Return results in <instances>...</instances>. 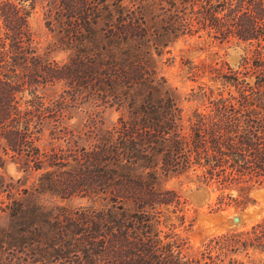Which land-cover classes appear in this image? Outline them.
Masks as SVG:
<instances>
[{
    "label": "trees",
    "instance_id": "trees-1",
    "mask_svg": "<svg viewBox=\"0 0 264 264\" xmlns=\"http://www.w3.org/2000/svg\"><path fill=\"white\" fill-rule=\"evenodd\" d=\"M192 36L243 53L185 58L198 104L184 116L160 66ZM0 149L24 173L0 170V264H264V214L188 251V207L164 184L190 173L242 209L264 183V0H0Z\"/></svg>",
    "mask_w": 264,
    "mask_h": 264
},
{
    "label": "rangeland",
    "instance_id": "rangeland-1",
    "mask_svg": "<svg viewBox=\"0 0 264 264\" xmlns=\"http://www.w3.org/2000/svg\"><path fill=\"white\" fill-rule=\"evenodd\" d=\"M41 16V9L38 5H36L33 12L29 16L28 21L32 31L34 32V40L37 48L40 51H43L46 48L50 36L42 24ZM207 39L208 38L205 36H201V38L192 36L186 40L177 41L171 48V55L173 56L171 60H167L160 66V71L165 77L167 83L171 87H174L182 98L185 96L189 87L194 86L197 82L186 77L183 63L185 58L188 57L193 60H208L214 56L212 54L213 51H216L217 55H220V57L225 59L230 65L234 66L239 60L240 55L243 53L242 45H236L229 42L218 44L216 40L212 42L213 45L209 48L206 44L208 41ZM198 46H201V48ZM51 55L56 59L63 58V54L61 52L53 51ZM200 80L205 84L210 82L205 77L198 79V81ZM180 103L182 105L183 114L186 116L191 107L198 104V100L183 98ZM115 115L116 112L114 110L105 109L102 114V119L105 123H108L114 119ZM41 142L43 146H46V150H48L50 143L54 142L47 130L41 134ZM0 154L4 158L3 165L0 168L1 172L6 176L13 177L14 179L17 177L22 179L24 173L18 169L17 163L10 160L7 155H3L1 153V149ZM33 174L27 177V181H25V184H22V186H26L29 183ZM164 184L165 186L178 191L180 196L185 199L188 207L186 210V220L183 224L184 226L176 228V231L185 237L187 245L186 249H188V251L194 249L201 241L210 235L222 232L227 228H243L264 214V183L251 188L248 195L252 201L247 203V205L242 209L234 206L233 201L229 198H222L219 201L217 195H224L228 190L225 189L223 191H219L209 186L206 187L197 182L190 173L170 176L164 180ZM231 194L235 195L236 191L231 190ZM36 199L46 204L58 203L71 206L77 205V203H82L84 200L83 198L76 197L62 199L57 198L54 195H50L49 193H42L41 196H38ZM233 214H237L239 216V221L232 222L231 216ZM189 218H192V223L189 226H186ZM5 220V215L0 213V225H2ZM252 257L256 256L250 254L248 258ZM244 259H247V257H244Z\"/></svg>",
    "mask_w": 264,
    "mask_h": 264
},
{
    "label": "water",
    "instance_id": "water-1",
    "mask_svg": "<svg viewBox=\"0 0 264 264\" xmlns=\"http://www.w3.org/2000/svg\"><path fill=\"white\" fill-rule=\"evenodd\" d=\"M231 220H232V222H237V221H239V216L237 214H233L231 216Z\"/></svg>",
    "mask_w": 264,
    "mask_h": 264
}]
</instances>
